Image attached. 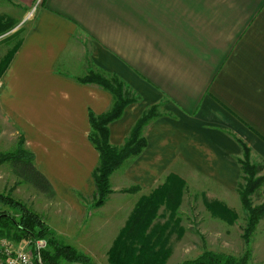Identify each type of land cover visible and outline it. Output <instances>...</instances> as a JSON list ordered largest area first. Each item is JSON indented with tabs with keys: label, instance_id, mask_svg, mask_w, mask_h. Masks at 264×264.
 Masks as SVG:
<instances>
[{
	"label": "crops",
	"instance_id": "1",
	"mask_svg": "<svg viewBox=\"0 0 264 264\" xmlns=\"http://www.w3.org/2000/svg\"><path fill=\"white\" fill-rule=\"evenodd\" d=\"M6 1L18 24L37 2ZM38 9L3 76L0 112L14 125L13 144L19 134L69 209L67 222L107 244L103 252L81 244L88 264H109L139 199L171 174L186 183L183 201L189 187L204 186L201 193H217L214 201L235 210L242 143L253 165L264 161V0H43ZM90 72L118 78L137 98L110 122L112 145L123 146L152 107L165 113L145 126V149L112 173L101 206L89 112L109 111L114 97L79 81Z\"/></svg>",
	"mask_w": 264,
	"mask_h": 264
},
{
	"label": "trees",
	"instance_id": "2",
	"mask_svg": "<svg viewBox=\"0 0 264 264\" xmlns=\"http://www.w3.org/2000/svg\"><path fill=\"white\" fill-rule=\"evenodd\" d=\"M14 52H9L0 63V78H2L11 63ZM83 84H97L109 91L114 97L112 108L104 113L96 114L89 112V120L92 131L90 140L100 152V162L93 172L96 184L95 206L103 205L109 194L113 192L110 183L112 173L122 166L129 158L139 155L147 146V138L143 134L145 126L156 116L154 107L145 112L137 121L131 131L130 137L123 146H114L110 142V122L123 115L125 107L135 102L125 97L124 85L118 78L108 79L101 74L90 72L79 80ZM245 150V160L242 161L244 180L247 184H240L239 194L248 211V224L245 229V240L249 242L251 233L255 230L258 221L264 215V203L252 206L250 195L261 186L264 176H256L258 172L256 165L249 161V148L242 143ZM35 155L24 147V139L20 138L17 148L14 151L0 153V164L9 162L13 173L23 182L30 184L39 191L50 197L56 195V191L50 180L36 167L34 163ZM185 181L178 175L171 174L165 183L153 190L149 195L142 196L133 209L127 224L121 229L108 250V261L110 264H166L169 250L162 245L164 240L153 226L154 220L159 216V209L165 205L170 214V218L175 217L177 209L181 203L184 192ZM137 186L124 189V192H134ZM212 204L218 210H228L232 218L237 217V213L229 210L223 203L214 201ZM0 203L9 205L21 212L19 218H15L9 213H0V235L3 229H14L16 231L14 239L47 237L49 249L44 251V259L47 264H61L63 260L68 262L90 263L88 255L78 251L70 244H65L58 240L54 232L50 229L42 217L33 212L21 201L14 199L10 195L0 193ZM212 207H210L212 209ZM155 229V230H154ZM3 236V235H2ZM7 236V235H5ZM10 237V236H9ZM12 238V237H11ZM248 252L243 257H236L232 254L204 251L198 257L187 259L180 264H247Z\"/></svg>",
	"mask_w": 264,
	"mask_h": 264
},
{
	"label": "rangeland",
	"instance_id": "3",
	"mask_svg": "<svg viewBox=\"0 0 264 264\" xmlns=\"http://www.w3.org/2000/svg\"><path fill=\"white\" fill-rule=\"evenodd\" d=\"M37 3H35L33 8ZM10 10L11 7L8 2L0 0V63L9 52L17 51V47L22 42L24 28L34 20L39 9L30 19L26 20V17L19 24L7 18ZM2 80L3 77L0 78V87ZM124 95L128 99L137 100L135 94L126 88H124ZM159 109H161L160 105L154 106L153 110L157 115L152 118L153 120L165 114ZM13 128L14 125L6 121L0 112V153L15 150L17 145L13 144ZM19 138L20 135L17 134L15 142H18ZM254 163L258 170L256 176H263L264 161H255ZM197 182H199V179H197ZM241 182L243 186L247 184L244 179ZM200 189L203 190L205 187L200 188V186L195 187L194 185L189 187V192L185 195L184 201L182 196L181 203L173 218H170L166 206H161L159 216L154 220L153 226L149 228V230L158 229L157 235L159 234L164 240L162 245L169 250L166 264H180L184 260L198 257L207 250L232 254L236 257H243L248 252L247 264H264V215L258 221L255 230L249 236V242H247L244 235L249 214L242 200H240L239 194L235 195L238 202L235 210H233V212L237 213V217L232 218L228 210H218L219 208L216 206L212 207V204L215 203L213 199L218 195L217 193H206L204 195V193L200 192ZM208 190L214 191L215 188L211 186ZM0 193L12 196L28 206L33 212L38 213L43 221L50 226V229H54V234H56L58 240L74 246L78 251H82V249L80 250L82 243L84 244L83 246L92 245L96 252H103L105 247H107V244L99 236L93 239L83 237L82 233L88 230L87 225L82 223L73 225L67 222L70 217L69 209L64 204L59 206L57 196L50 197L34 186L23 182L13 173L9 162L0 164ZM129 197L133 200L131 196ZM128 200L127 196L124 203H128ZM250 201L253 207L264 203V180L261 186L250 195ZM229 210L231 211V209ZM0 213H9L15 218H19L21 215L18 209L4 203H0ZM110 229L108 230L109 232ZM59 230H63L60 231L62 234H59ZM15 233L14 229H3L2 235L13 238ZM63 233H66V235ZM24 239L26 238L20 240ZM36 239H45L47 241L46 249L50 248L47 237H38ZM99 257L97 262H105L106 257L102 255ZM106 260L108 261V252ZM69 263L66 260L61 262V264Z\"/></svg>",
	"mask_w": 264,
	"mask_h": 264
},
{
	"label": "built area",
	"instance_id": "4",
	"mask_svg": "<svg viewBox=\"0 0 264 264\" xmlns=\"http://www.w3.org/2000/svg\"><path fill=\"white\" fill-rule=\"evenodd\" d=\"M42 1H37V5L28 14L26 20L34 15ZM46 247L47 241L45 239L16 240L9 236L0 235V264H47L44 259Z\"/></svg>",
	"mask_w": 264,
	"mask_h": 264
}]
</instances>
